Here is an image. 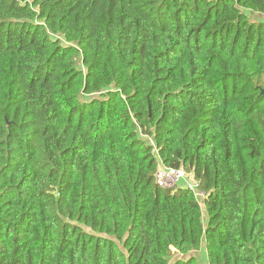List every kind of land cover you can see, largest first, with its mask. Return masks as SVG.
I'll list each match as a JSON object with an SVG mask.
<instances>
[{
  "label": "trees",
  "instance_id": "obj_1",
  "mask_svg": "<svg viewBox=\"0 0 264 264\" xmlns=\"http://www.w3.org/2000/svg\"><path fill=\"white\" fill-rule=\"evenodd\" d=\"M200 250L264 264V0H0V264Z\"/></svg>",
  "mask_w": 264,
  "mask_h": 264
},
{
  "label": "built area",
  "instance_id": "obj_2",
  "mask_svg": "<svg viewBox=\"0 0 264 264\" xmlns=\"http://www.w3.org/2000/svg\"><path fill=\"white\" fill-rule=\"evenodd\" d=\"M184 177H186V174L181 169L160 166L155 173V183L162 188H173ZM188 187L194 188V186L190 184ZM199 194L200 193H198V195ZM199 196L203 197L201 194Z\"/></svg>",
  "mask_w": 264,
  "mask_h": 264
},
{
  "label": "rangeland",
  "instance_id": "obj_3",
  "mask_svg": "<svg viewBox=\"0 0 264 264\" xmlns=\"http://www.w3.org/2000/svg\"><path fill=\"white\" fill-rule=\"evenodd\" d=\"M252 17V20H258L257 16H254V14L251 15ZM186 181L183 179L179 182V184H181L182 186L181 187H184L183 184L185 185ZM198 201L200 202V204H202V199L198 198ZM192 256H194L197 260V263L198 264H206L205 263V255H204V252L203 250H200V252H194L192 253Z\"/></svg>",
  "mask_w": 264,
  "mask_h": 264
}]
</instances>
